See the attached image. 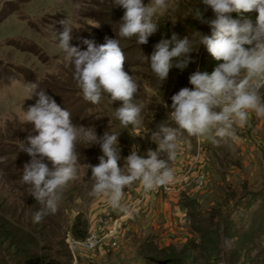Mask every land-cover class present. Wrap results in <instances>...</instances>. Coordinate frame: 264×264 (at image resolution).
<instances>
[{"label": "rangeland", "instance_id": "obj_1", "mask_svg": "<svg viewBox=\"0 0 264 264\" xmlns=\"http://www.w3.org/2000/svg\"><path fill=\"white\" fill-rule=\"evenodd\" d=\"M143 2L148 5L151 0ZM198 4L199 0H168L163 15L154 18L158 31L149 38L148 44L154 42L153 48L164 39L162 32L167 26L181 38L185 35L191 38L197 30L211 33L207 25L191 17L192 9ZM124 11L122 6L115 7L113 0H0V216L36 238L38 248L34 252L41 264H163L164 260L208 264L214 258L210 260L205 248L192 245L200 238L194 233L189 211L182 209L180 214H173L175 197L164 194L162 186L150 192L143 191L139 182L126 187L121 202L126 211L114 210L104 198L89 195L93 181L88 165L99 164L93 162L92 155H103L98 144L90 146L77 141V178L64 187L57 212L39 223L33 222V214L40 204L30 195L31 186L22 182L24 166L31 157L19 150L29 134H38L32 131L33 124L24 122L25 111L37 99H27L31 85L39 81L40 88L60 107L64 102L61 95L73 90L80 92L73 68L54 38L55 30H61L58 23L61 19L70 17L73 30L70 43L81 50L87 49L82 39L94 40L97 45L103 44L106 36L120 40L125 65L129 64L126 71L138 85L136 102L143 105L142 124L136 129L120 125L114 112L121 102L112 104L107 96L84 113L86 123L79 124L80 120L71 116L73 124L94 128L97 136H103L106 131L120 135V167L124 166L133 144L139 145V155L145 158L148 150L158 147L151 132L153 126L167 121L170 107L166 109L164 105L169 106L168 99L180 74L170 70L162 84L156 77L155 81L150 80L153 73L145 65H135L144 55L134 53L135 39L116 36ZM205 16L212 18V11L209 9ZM187 18L195 23L196 29L192 32L183 22ZM201 48L198 45L193 48L194 63L200 62ZM137 133L140 135L136 136ZM196 141L193 143L187 135L180 137L176 159L169 161V166L174 169L176 185L195 202L196 221L208 217L209 224L216 225L221 220L219 258L211 264H264V231L253 240L237 235L253 226L257 218L254 209L263 206L260 201L252 207L244 201L238 202L247 194L264 189V118L250 112L244 127H235L232 138L220 141L222 148L214 143L205 150V143L212 142L208 136ZM45 163L52 167L50 161ZM233 208L241 209L231 215ZM228 215L233 222L231 228L225 223ZM183 218L186 222L179 227L177 223ZM158 233L161 234L157 244L160 251L155 253L148 244L152 234ZM28 249L23 248L18 256L0 239V264H35V257L24 253Z\"/></svg>", "mask_w": 264, "mask_h": 264}, {"label": "clouds", "instance_id": "obj_2", "mask_svg": "<svg viewBox=\"0 0 264 264\" xmlns=\"http://www.w3.org/2000/svg\"><path fill=\"white\" fill-rule=\"evenodd\" d=\"M113 3L125 10L116 36L134 38L139 46L147 44L158 31L154 18L168 8V0H151L148 5L143 0H113ZM209 9L212 18L205 16ZM253 12L258 13L255 21L247 15ZM232 13L238 18H233ZM191 17L207 25L211 34L197 30L191 38L188 35L181 38L173 31L170 39L154 45L150 59L143 55L141 61L149 63L162 84L171 69L183 71L195 62L191 56L194 46L199 49L205 46L216 61L222 62L211 74L199 70L191 73L189 83L193 87L181 88L171 97L167 121L151 135L158 147L148 150L147 158L139 155V145L133 144L124 166L120 167V135L106 131L97 136L94 128L74 125L71 114L40 88L39 81L32 83L27 99H37L25 111L24 122L33 124L32 131L38 134H29L19 150L31 157L24 166L22 182L31 186L30 195L41 205L33 214V222L39 223L55 214L64 187L77 178L78 140L90 146L98 144L103 153L98 165H88L93 181L89 195L104 198L114 210L126 211L121 203L126 187L139 182L145 192H150L174 181L169 161L176 159L179 134L208 136L213 143H219L232 138L235 127H244L250 112L264 118V0H199ZM58 23L61 30H55L54 37L57 47L72 66L73 78L84 100L96 105L107 96L112 104L121 102L114 117L125 129L129 125L138 128L142 124L143 105L136 102L138 85L125 70L120 40L106 36L105 42L97 45L94 40L82 39L87 49L81 50L70 43L73 39L70 17ZM164 107L169 108L166 103ZM169 121L176 127H171ZM45 160L51 162V168Z\"/></svg>", "mask_w": 264, "mask_h": 264}, {"label": "trees", "instance_id": "obj_3", "mask_svg": "<svg viewBox=\"0 0 264 264\" xmlns=\"http://www.w3.org/2000/svg\"><path fill=\"white\" fill-rule=\"evenodd\" d=\"M176 1V0H174ZM253 21H255L256 16L258 15V13L253 12V13H249L247 14ZM233 18H238L236 13L232 14ZM183 22L185 24H187V27L189 28L188 31H194L196 29L195 23L191 20V18H187L186 20H183ZM161 28V27H160ZM164 28V27H163ZM161 28V29H163ZM164 30V31H163ZM162 31L163 37L164 39H170L171 35H172V30L170 29L169 26L165 27ZM190 33V32H189ZM188 34V33H187ZM191 34V33H190ZM209 35L211 33H208ZM192 35V34H191ZM126 39V38H125ZM129 40V39H127ZM151 45L153 46L154 42L150 41ZM134 46L132 48H134V53L137 54V52L139 53H144L146 55H150L153 52V48L150 44H145V45H137L135 40L133 42ZM156 44V43H155ZM199 57H200V62L199 63H190L189 66L184 69L183 71H181L180 69L177 68H173L171 69V71H174L175 73H179L180 76L177 79V83L176 86L174 87V92L173 95H175L176 93H178V91L181 88L187 87V88H192L191 84L189 83V76L191 73H193L195 71V64L198 66V70L201 72H207L209 74L212 73V71L214 70V68L217 66L218 63H221L222 61H216L211 54L207 51L206 47L203 46V48H201V52L199 53ZM193 58V57H192ZM194 60V59H193ZM145 65L147 69H149L150 71V65L149 63L145 62L143 63L141 61V59L139 58L138 60L135 61V65ZM148 65V66H147ZM125 70L128 69L129 64H126L125 66ZM153 73V72H152ZM152 76H150V80L155 81V75L151 74ZM81 92H77V91H71L69 92L67 95H61V99L63 98L64 102L62 103V107L63 109L67 110L70 114H71V110H73L71 116H73L74 120H80L79 124H84L87 121V115L84 114L88 109H90L92 107V104L90 102H87L84 100ZM172 95V96H173ZM171 96V97H172ZM171 97L168 99V103H169V107L172 104V99ZM169 125L173 128L176 127V125L172 122H168ZM159 125L153 126L154 131L156 132L159 130ZM151 132V135L152 133ZM183 135H187V137H189L191 140H193V142H196V137H191L189 136L186 132H183L181 134H179L178 139H180V137H182ZM205 150H207V148H211L209 146V144L213 145L214 143L212 142H206L205 143ZM216 147L222 148V143H216ZM79 153V152H78ZM99 154L96 155H92V159L93 162L98 161L96 163H99ZM245 203V205H248L249 207L251 206H255L256 202L260 201V205L263 206H259L258 208L254 209V213L256 214V222L253 224V226H251V228L248 229L247 232H243V233H237V235H239L240 238L243 239H250L253 240L255 238L256 234H259L261 232L264 231V189L261 192H257V193H251V194H247L246 196H244L243 199H241L238 203L240 204L241 202ZM194 200L189 197L186 194H182L181 196V207L183 210H187L188 212V217L193 221V230L195 234H199V240H195L192 242V245H194V247L197 246H201L202 248L206 249V252L208 253V256L211 259L214 258L216 262L217 259L219 258L218 256V246H219V237H220V229L219 226L221 225V220L219 222H216L217 224L215 225V223L211 222L212 224H209V222L211 221V218H203L201 221H196V214H195V208H194ZM239 206V205H237ZM41 207V205H40ZM238 209V210H237ZM241 208H233L230 213L231 215H233L234 213H239ZM249 209V208H247ZM39 210V209H36ZM229 214V213H228ZM220 216V214L217 213V217ZM226 224L230 225L229 228L233 227L232 226V221H231V216L226 217L225 220ZM254 225H256V227L254 228ZM228 228V227H227ZM232 230V229H231ZM254 231V232H253ZM240 232V231H237ZM264 233V232H263ZM0 239H2L4 242L8 243V246L10 247V250H13L18 256L21 255L23 253V248L28 250H25L24 253L26 254H31L33 257H35L36 262L35 264H41L39 262H37V253L34 252L35 248H38V244L36 243L37 240L35 237H32L30 234L26 233L25 230L23 229H19L16 226H14L13 224L10 223L9 219L6 218L5 216H0ZM154 236H151V238L149 239V246H151V250L154 251L155 253H158L160 250L157 247V244L154 241ZM244 240V241H245ZM198 241V242H197ZM196 248V247H195ZM9 249V248H8ZM33 252H31V250ZM161 253H166L165 251L161 252ZM212 261L209 262L208 264L213 263ZM159 264H162L161 262H157ZM163 264H177L175 261L173 260H164Z\"/></svg>", "mask_w": 264, "mask_h": 264}, {"label": "crops", "instance_id": "obj_4", "mask_svg": "<svg viewBox=\"0 0 264 264\" xmlns=\"http://www.w3.org/2000/svg\"><path fill=\"white\" fill-rule=\"evenodd\" d=\"M256 116V115H255ZM261 120H263V119H261ZM203 139V138H202ZM198 141V140H197ZM197 141L195 142H193V143H197ZM203 141H204V139H203ZM199 142V141H198ZM201 143V142H200ZM203 144V143H202ZM183 194H185V193H183ZM188 195V194H187ZM171 197H173V196H171ZM175 198H174V204L175 205H173L172 206V210H173V214L174 213H179L180 214V212L182 211V207H181V196H174ZM170 208V207H169ZM186 222V219H181V220H179L178 221V226L179 227H182V226H184V223ZM162 230V229H161ZM152 236H154V241H155V243L156 244H158V239H160L161 240V234H152Z\"/></svg>", "mask_w": 264, "mask_h": 264}, {"label": "built area", "instance_id": "obj_5", "mask_svg": "<svg viewBox=\"0 0 264 264\" xmlns=\"http://www.w3.org/2000/svg\"><path fill=\"white\" fill-rule=\"evenodd\" d=\"M176 183H177V178H175L174 176V181L171 184L167 186H162L163 193L166 194L167 196H182L184 191L179 186H177ZM90 246L91 247L93 246L91 242H90Z\"/></svg>", "mask_w": 264, "mask_h": 264}]
</instances>
